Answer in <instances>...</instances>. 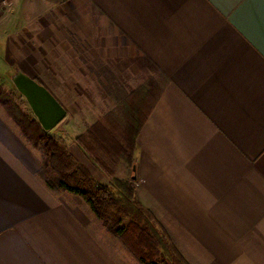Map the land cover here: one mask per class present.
I'll return each mask as SVG.
<instances>
[{
  "label": "crops",
  "instance_id": "0c3cea01",
  "mask_svg": "<svg viewBox=\"0 0 264 264\" xmlns=\"http://www.w3.org/2000/svg\"><path fill=\"white\" fill-rule=\"evenodd\" d=\"M90 1L167 78L136 138L138 200L188 264H264V0ZM39 169L0 116V264H142Z\"/></svg>",
  "mask_w": 264,
  "mask_h": 264
},
{
  "label": "rangeland",
  "instance_id": "374dc122",
  "mask_svg": "<svg viewBox=\"0 0 264 264\" xmlns=\"http://www.w3.org/2000/svg\"><path fill=\"white\" fill-rule=\"evenodd\" d=\"M121 42L123 33L90 0H10L0 15V116L22 134L14 116L22 123L36 119L11 80L17 69L28 73L67 109L65 119L48 133L72 156V171L82 166L95 183L111 185L117 178L135 189L139 182L126 140L135 135L167 78L137 47L127 49ZM28 142L45 183L44 150ZM48 172H54L50 166ZM110 212L121 217L122 227L133 219L116 206ZM152 215L151 229L163 231ZM155 242L156 259L171 264L173 256L165 245L169 238L155 236Z\"/></svg>",
  "mask_w": 264,
  "mask_h": 264
},
{
  "label": "trees",
  "instance_id": "16d2710c",
  "mask_svg": "<svg viewBox=\"0 0 264 264\" xmlns=\"http://www.w3.org/2000/svg\"><path fill=\"white\" fill-rule=\"evenodd\" d=\"M14 117L21 123L25 137L34 145L42 146L46 155V159L43 161L45 170L42 172V177L50 189L65 190L82 196L96 215L102 219L105 227L115 236H119L143 264H170L169 262H160L155 257L158 254L155 236L156 238L160 235L167 237L166 232L151 229L154 217L137 199L131 182L115 178L111 185L95 183L93 176L82 166H78L76 170L72 171V156L59 141L42 128L35 118L29 120L25 118L27 121L22 123L20 118ZM141 125L142 121L138 124L135 135L133 133L126 140V148L130 146L131 158L134 157L136 138ZM89 149L92 151L93 148L89 147ZM96 159L101 160L99 157ZM100 163L106 168L103 162L100 161ZM49 166L53 169V173L48 172ZM113 206H116L124 214L132 216L133 219L128 221L124 227L120 226L121 217H116L110 212V208ZM165 245L173 256L171 264H188L174 245L169 242H166Z\"/></svg>",
  "mask_w": 264,
  "mask_h": 264
},
{
  "label": "water",
  "instance_id": "95a60500",
  "mask_svg": "<svg viewBox=\"0 0 264 264\" xmlns=\"http://www.w3.org/2000/svg\"><path fill=\"white\" fill-rule=\"evenodd\" d=\"M11 80L26 98L37 121L45 131L49 132L65 119L67 109L44 84L20 69L11 76ZM133 171H136L135 165ZM133 179H136V175Z\"/></svg>",
  "mask_w": 264,
  "mask_h": 264
},
{
  "label": "built area",
  "instance_id": "2783aa9c",
  "mask_svg": "<svg viewBox=\"0 0 264 264\" xmlns=\"http://www.w3.org/2000/svg\"><path fill=\"white\" fill-rule=\"evenodd\" d=\"M10 4V0H0V15L6 9V7Z\"/></svg>",
  "mask_w": 264,
  "mask_h": 264
}]
</instances>
